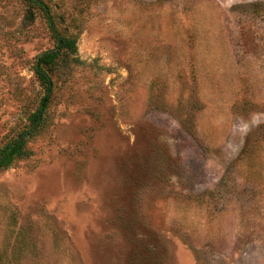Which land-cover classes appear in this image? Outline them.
<instances>
[{"label":"rangeland","instance_id":"374dc122","mask_svg":"<svg viewBox=\"0 0 264 264\" xmlns=\"http://www.w3.org/2000/svg\"><path fill=\"white\" fill-rule=\"evenodd\" d=\"M37 1L79 62L0 172V264H264V0ZM53 44L0 0V148Z\"/></svg>","mask_w":264,"mask_h":264},{"label":"trees","instance_id":"16d2710c","mask_svg":"<svg viewBox=\"0 0 264 264\" xmlns=\"http://www.w3.org/2000/svg\"><path fill=\"white\" fill-rule=\"evenodd\" d=\"M37 5L45 15L49 30L53 37V47L41 53L35 60L33 70L35 77L43 89V96L38 107L29 116L27 123L16 132L8 142L0 148V172L12 167L18 161L31 155L29 144L43 131L47 123V110L51 101L53 81L51 73L61 68H69L79 61L76 53V35L60 34L51 19L48 10L37 0H24Z\"/></svg>","mask_w":264,"mask_h":264}]
</instances>
